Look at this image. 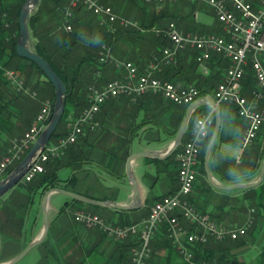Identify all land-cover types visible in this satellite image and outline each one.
I'll return each instance as SVG.
<instances>
[{
  "label": "crops",
  "instance_id": "0c3cea01",
  "mask_svg": "<svg viewBox=\"0 0 264 264\" xmlns=\"http://www.w3.org/2000/svg\"><path fill=\"white\" fill-rule=\"evenodd\" d=\"M103 3L111 5L119 17L135 23L126 28L122 27L121 32L114 36L110 43L105 41L103 43L108 46L112 57L132 61L142 72L151 57L161 53L164 42L159 44L162 39L158 35H162L161 31L169 22L173 23L174 28L180 33L227 35L217 20L213 8L205 1H167L162 9H157L153 4L155 2L145 4L141 0H105ZM52 7V2L45 4L41 19L37 20L40 30L43 29L45 32H52L56 22L52 18ZM73 11L74 24L79 25L87 33L82 35L70 50L68 65L75 66L84 55L89 59L98 55L102 42L99 43L100 36L95 37L88 26L94 27L99 17L91 13L92 20L88 22L85 17L87 11L75 9ZM169 12L167 23H164L165 16L156 17L167 15ZM143 21L150 26L145 28L140 26ZM134 28L137 30L134 31ZM34 41L35 37L31 34L29 41L31 48ZM165 43L169 44V39H165ZM214 55L219 54L214 53L212 57ZM195 56L196 50L185 46L178 51L177 63L170 66L162 65L156 75L162 80L181 85L193 84L205 90L203 97L211 98L215 82L209 85L205 79L218 70H221L223 76L225 68H220L214 60H209L206 64V72H203ZM20 62L24 64V60ZM95 64L90 60L80 64L79 80L84 86L90 83L100 86L107 80L121 78L124 73V69L117 68L112 63H99L100 65L97 63L99 73L96 75ZM20 75L26 78L34 91L39 90L45 100L53 96L52 85L33 67L29 69L27 76L24 73ZM246 84L243 82L245 95L248 94L250 87ZM36 100V109L30 111L25 109L30 98L23 96L18 106L22 111L21 115L20 112H16L18 111L16 107L8 108L10 113L6 114V117L15 126L13 129L8 126L5 129L0 128V159L9 146L11 138L21 135L39 110L41 105L39 100ZM42 100L40 99V103ZM219 106L221 126L208 158V163L210 159L213 160V168L210 169L213 182L218 185H229L257 181L264 161L263 127L253 143L243 145L241 138L246 119L238 114L233 103ZM211 108L213 107L209 104H200L192 110L183 139L170 159L166 158L167 155L156 158L146 154L131 160V171L136 177L142 199L140 204L127 209L115 208L87 203L61 192L51 191L46 203L48 226L44 238L19 260L11 263L42 233L43 195L49 189L39 188L28 192L26 188L16 184L0 197V264H131L132 248L139 244L138 234L129 235L124 239L109 237L74 220L73 212L83 209L96 213L114 225L141 223L157 199L178 187L177 153L188 137L195 118ZM81 110L70 113L76 115ZM184 114L181 116L176 105L170 103L169 106L168 101L157 93H146L134 98L119 96L106 100L97 113L98 127L91 129L85 125L77 140L67 148L65 157L70 164L56 170V176L61 184L56 187L68 189L90 199L107 200L121 205L130 204L132 188L126 175L127 157L144 150L158 151L164 155L174 140ZM158 125L162 127L163 137L159 133H151L147 138V144H139L135 148L132 146L133 136L138 131H151L150 129ZM56 140L57 138L52 139L49 143H54ZM249 147L252 149L249 150ZM63 169L69 171L66 177L61 178L59 172ZM261 183L263 184L260 185ZM12 190H20L31 195V202L26 208H17L18 214L22 216L20 223L9 216V213L16 209V204H11L9 208L2 207ZM191 197L192 204L199 211L208 214L222 227L245 225L250 218L252 223L246 233L238 239L227 237L215 241L209 238L205 244V251H199L200 256L196 254L197 248L194 249V260L190 262L179 254L170 244L169 239L167 240L166 227H164L166 225L162 224L152 236V252L147 264H199L200 261H204L203 256L212 264H231L232 261H236V264H264V175L256 186L229 189L212 185L206 175L201 182H195ZM22 199H25V196ZM65 204L66 206L62 208ZM179 218L188 228H196L181 216Z\"/></svg>",
  "mask_w": 264,
  "mask_h": 264
},
{
  "label": "built area",
  "instance_id": "2783aa9c",
  "mask_svg": "<svg viewBox=\"0 0 264 264\" xmlns=\"http://www.w3.org/2000/svg\"><path fill=\"white\" fill-rule=\"evenodd\" d=\"M180 0H144L146 3ZM188 2L205 1L212 8L217 20L227 35L180 33L169 23L161 31L170 43L163 47L160 54H154L147 62L145 70L132 61L120 60L111 56L105 43L100 45L97 60L101 63L112 62L124 69L121 78L105 81L100 86L92 83L87 87L86 106L67 121L66 133L54 143H47L33 158L23 174L21 181L29 182L36 175L45 171V162L62 156L69 145L74 143L83 132L84 126L91 129L98 127L97 113L102 104L119 96L134 98L146 93L161 94L170 102L188 106L203 97L200 89L193 84H177L162 80L156 72L162 65H175L179 49L190 46L196 50V62L206 72V64L212 54H219L229 64L224 76L211 92V98L219 105L233 103L237 112L246 119V126L241 141L243 145L253 143L264 124V0H183ZM82 7L99 17L98 23L109 33H116L121 27L135 25L131 20L119 17L112 6L101 0H67L63 5L64 21L62 28L71 31L70 19L73 8ZM6 16L5 13L2 14ZM249 66L255 79V87L243 94V79ZM99 69L96 71V75ZM5 74L16 90H27L23 80L14 69H6ZM52 110V102L47 100L36 113L28 128L11 138L10 145L0 159V179L14 167L30 149L41 130L47 124ZM214 108L195 118L188 137L177 153L178 187L171 193L161 196L150 207L147 217L141 223L114 225L96 213L77 209L73 218L83 225L96 229L109 237L124 239L138 234L139 244L132 248L131 264H147L151 256V239L155 230L166 225L169 241L187 261L194 260V247L204 244L209 238L221 241L225 238L242 237L252 223L248 219L245 225L222 227L208 214L196 209L190 202V196L198 173L201 150L214 123ZM179 211V215H178ZM187 220L194 229L181 223L179 217ZM199 264H212L200 261Z\"/></svg>",
  "mask_w": 264,
  "mask_h": 264
},
{
  "label": "trees",
  "instance_id": "16d2710c",
  "mask_svg": "<svg viewBox=\"0 0 264 264\" xmlns=\"http://www.w3.org/2000/svg\"><path fill=\"white\" fill-rule=\"evenodd\" d=\"M141 1L145 4H151V3L144 2V0H141ZM49 2H52V5H53V7L51 9L53 12L52 18L56 21L54 24V29L52 32H50V31L45 32L43 29L40 30V28L39 29L37 28V26H36V21L38 20L37 13L30 15L29 21H28V23H29L28 26L32 29V35L35 37V41H34L32 49L35 52H37L40 56H42L52 66L54 71L58 74V76L62 79V81L64 82V84L66 86V93L64 96V102H65L64 112L61 116V119H60L57 127L55 128V130L51 134L48 143L52 139H56V138H58V137H60L66 133V129L65 128L60 129V126L63 123H65V117L67 116V114H69L71 111L78 112L79 110L83 109L86 105V94L85 93H87L88 85H90L92 83L84 86L83 83L81 82V80H79L80 64H82L83 62H86L88 60H90L92 62V64H95V61L99 64V62L97 60V55H95L93 58L91 57L90 59L84 55L79 60L77 65H75V66L68 65V57H69V53H70L71 48L75 44L78 43V40L80 39V37L82 35H86L87 33L84 32L80 28L79 25L74 24L75 22H73L72 17L70 19V23L72 25L71 31H65L62 29V24L64 21L63 5L66 3L65 0H40L38 12H39V10H41V6H45V4L47 5V3H49ZM166 2H162V3L167 4ZM21 4L22 3L20 2V0H15L14 6H12V8L10 9L12 11L10 12L8 5L3 0H0V128L4 127V129L7 126H8V128H11V129L14 128V126H15L14 123L10 122L8 120V117H6V114L10 113L8 108H12L13 106L16 107L17 109L19 108L18 106H19V103L22 101L23 96H27L30 98L29 103H27L25 105V109L27 108V109H30V111H32V110L36 109V104H37L36 99H33L29 95H27L26 93H23L21 91H17L14 88V86L7 79V76L5 74V70L12 68V69L18 71L19 74L24 73V75L27 76V72H29V69L33 67L38 74L44 75V73L41 71V69L34 62H32L26 58L20 57L16 53L15 46H16V40H17L18 32H19L18 17H19V12L21 10ZM153 4L156 6L155 3H153ZM139 8L143 10V7L140 5H139ZM75 10L80 11L81 9H80V7H77ZM83 11H85V10H83ZM3 13H5L6 16H3L2 15ZM90 13H92V12H90ZM93 15H95V14H93ZM164 16L165 15H157L156 17L160 18V17H164ZM87 21L90 22V20H88V19H87ZM88 26L91 28V30H89V31L95 37L100 36L99 38H101V40L99 41V43L100 42L103 43V41L110 43L111 40L113 39V37L118 35L121 32L120 31L121 27L118 29V31L116 33L107 32L105 30V28L98 23V20H97V23L94 27H92L91 25H88ZM140 26L145 28V27H149L150 25L145 23V21H143L142 24H140ZM136 30H137V28H134V31H136ZM158 36L162 39L159 42V44L164 42V47H165L168 44V43H165V39H167V38L162 36L161 34ZM91 43L95 44L94 42H91ZM162 49H163V47H162ZM21 60H24V64L20 62ZM210 60H214L216 62V64L219 65L220 68H225V70L229 64L228 60L223 58L221 55H214L213 57L210 58ZM96 64H95V66L93 65L94 70H97V68L99 67V66H96ZM220 72H221V70H218L214 74L209 75L208 77H206L205 81L208 82L209 85H212L213 82H215L214 86H216V84L218 82H220L224 76V75L222 76V74ZM46 80L51 84V82L47 78H46ZM25 81H26V83H28L26 78H25ZM243 82L244 83L246 82L247 83L246 85L250 86L249 89L255 87V79H254L253 73L251 71V68L249 66L246 67V72L244 75ZM52 87H53V85H52ZM83 87L85 89H82ZM199 89H200L202 94L205 93V90H203L201 88H199ZM53 97H55V93H53ZM168 102L173 104V105H176V107L179 109L181 116L184 114L186 105H179V104H176V103H173L170 101H168ZM226 104H229V103H226ZM226 104H222V105H226ZM16 112L17 113L20 112L19 113L20 115L22 114L21 109H18V111H16ZM36 113H35V115H36ZM34 116H33V118H34ZM190 120H191V118H190ZM214 120H215V116H214ZM213 126H214V123H213ZM213 126H212V129L210 130L208 137L205 139L202 150H201L200 163L198 166V173H200V175H202V178H205V176H206L205 169H204V162H203L204 161V151H205L207 142L210 138V135L212 133ZM262 127H264V124L262 125ZM67 150L68 149H66L65 153L62 156H60L58 158H52V159L48 160L47 162H45V164H44L45 171L40 173L39 175H37L33 180H31L29 182L20 181L18 183V185L20 187L26 188L28 190V192L36 191L39 188H42L44 190V189L51 188V187L61 186V184L59 183V179L56 176V170H58L62 166L70 164V162L67 161V157H65ZM173 154L174 153L167 155L166 158L170 159V157H172ZM209 166H210V169L213 168V160L212 159H210V161H209ZM12 168L13 167H10L9 171ZM262 184L263 183H261L260 185H262ZM250 189H252V188H250ZM23 196H25V199H22ZM17 201H19L18 204H17ZM190 201H193L192 197H190ZM30 202H31L30 193H23L20 190H18V191L12 190L10 192L9 197L4 201V204L2 207L9 208V206L11 207V204H13V205L16 204L17 205L16 209L11 211L9 213V216L11 219H15L20 223L22 220V216H20L18 214L17 208H20V207L26 208V206H28V204ZM65 206H66V204L63 205L62 208H64ZM167 240H168V238H167ZM207 242L204 244H198V245H196V247H194V249L197 248L196 254L201 256L199 251H201V250H202V252H203V250L205 251V244H207ZM170 244L172 245L171 242H170ZM202 258L206 261H209V259H207V258L205 259L204 256ZM235 262L236 261H232L231 264H236Z\"/></svg>",
  "mask_w": 264,
  "mask_h": 264
},
{
  "label": "water",
  "instance_id": "95a60500",
  "mask_svg": "<svg viewBox=\"0 0 264 264\" xmlns=\"http://www.w3.org/2000/svg\"><path fill=\"white\" fill-rule=\"evenodd\" d=\"M38 2L39 0H25L21 7V10L19 12V17H18L19 32H18V37L16 40L15 49H16V53L20 57L26 58L34 62L44 73L46 78L51 82L54 88V93H55L54 103H53L52 112H51V115H50V118L47 124L41 130V132L39 133L38 137L36 138L32 146L30 147V149L26 152V154L22 157V159L3 178L0 179V197L6 194L10 189H12L16 184H18L21 181V178L23 174L25 173L26 169L28 168V166L30 165L32 158L46 146L51 134L57 127L61 119V116L64 112V106H65L64 96L66 93V86L64 82L58 76V74L54 71L52 66L42 56H40L37 52H35L30 47V44H29L30 30L28 26V18L30 16L31 10L37 5ZM200 104H209L211 107L214 108V111H215V120H214L213 130H212V133L210 135V138L207 142V145L204 151V161L203 162H204L205 173L207 175L208 180L212 183V185L219 187V188H225V189L236 188V187L246 188V187L256 186L257 184H259L264 175V161L261 165L259 178L257 181H254L248 184L234 183V184H229V185H218L213 182L211 171H210V166L208 163V158H209V154L212 149V146L214 144L215 138L221 126V108L219 104H217L212 98L202 97L187 106L185 114L182 118V121L174 137V140L168 146L164 155L160 154L158 151H143V152L132 153L127 157L126 175L130 182V186L132 188V201L130 204L121 205V204L114 203L112 201H107V200L90 199V198L83 197L77 193H74L68 189H64L60 187H51L47 189L43 195L42 205H43L44 227H43L42 233L37 239L29 243L23 249V251L11 261V263H14L17 260H19L22 256L26 254V252L29 249L37 245L44 238L46 231H47V226H48V213L46 209V202H47L48 194L51 191H58L72 198L79 199L87 203L106 205V206L115 207V208H123V209L126 208L127 209V208H131L133 206L140 204L142 202V199H141V195L139 192L136 177H134L131 171V160L136 156H141V155H146V154L152 155L156 158H161L162 156H166V155L173 153L176 150V148L180 145L183 139L184 131H185V128L188 123L192 110Z\"/></svg>",
  "mask_w": 264,
  "mask_h": 264
},
{
  "label": "rangeland",
  "instance_id": "374dc122",
  "mask_svg": "<svg viewBox=\"0 0 264 264\" xmlns=\"http://www.w3.org/2000/svg\"><path fill=\"white\" fill-rule=\"evenodd\" d=\"M7 5H8V7H9V11L11 12L12 10H10L11 8H12V6H14V1L15 0H3ZM24 1L25 0H20V2L22 3L21 4V7H22V5H23V3H24ZM66 2H67V0H65ZM102 1V0H101ZM103 2H105V0L103 1ZM156 3V2H155ZM39 5H40V0H39V2L37 3V5L31 10V12H30V15H32V14H34V13H37V16H38V20H39V18L41 19V15H42V12H43V8H44V6H41V10H39V12H38V8H39ZM164 5H165V3H158V4H156V7H157V9H162L163 7H164ZM77 7H80V6H76V7H74L73 8V10L74 9H76ZM80 9L81 10H84L82 7H80ZM85 11H87V10H85ZM90 11H87V12H85V17H86V19H88V20H92V17L90 16V15H92L91 13H89ZM30 17V16H29ZM170 17V12L167 14V15H165V20H164V23H167L168 22V19L167 18H169ZM28 21H29V18H28ZM38 21H36V26H37V28L39 29V24L37 23ZM29 24V23H28ZM63 30H64V28H62ZM29 30H30V36H31V34H32V29L29 27ZM30 44V43H29ZM101 44V43H100ZM106 63H112V62H106ZM12 69V68H11ZM16 71V70H15ZM16 73L18 74V76L23 80V82H24V84H25V88L27 87V90H17V91H21V92H23V93H26L27 95H29V96H31V97H33V98H36V99H38L39 100V104L41 105H39L40 106V109H41V107L43 106V104L47 101V100H49V101H51L52 102V107H53V103H54V97L53 96H51L49 99H44V95L43 94H41V93H39V90L38 91H34L33 89H32V87L29 85V83H26V81H25V79L18 73V71H16ZM40 99L42 100L41 101V103H40ZM86 103H87V101H86ZM169 103V102H168ZM86 106V105H85ZM169 106H170V103H169ZM39 109V110H40ZM51 112H52V110H51ZM205 113V112H204ZM78 114V113H77ZM72 116H74V114H71V113H69V114H67V116L65 117V123H63L61 126H60V129H62L61 127H65V129H66V126H67V121H68V119L70 118V117H72ZM214 116H215V112H214ZM263 129H264V127H263ZM151 131H148V130H146V131H144V130H140V131H138L133 137V139H132V146L135 148V147H137L139 144H142V145H144V144H147V142H148V140H147V138L149 137V135H151V133H153V134H156V133H159V134H161V136H162V133H163V130H162V127H160L159 125L158 126H155L153 129H150ZM17 136V135H16ZM14 137V136H13ZM163 137V136H162ZM10 145V144H9ZM8 148V147H7ZM250 149H252V147H249V150ZM144 151H153V150H144ZM140 152H143V151H140ZM2 158V157H1ZM16 165V164H15ZM68 171L69 170H67V169H63V170H61L60 172H59V177H61V178H64V177H66L67 176V173H68ZM33 180V179H32ZM201 180H202V175H200V173H197V176H196V180H195V182L196 181H198V182H201ZM194 186H195V183H194ZM193 189H194V187H193ZM192 192H193V190H192ZM191 197V196H190ZM191 202V204L193 203L192 201H190ZM47 203V202H46ZM193 205V204H192ZM194 206V205H193ZM195 207V206H194ZM196 208V207H195ZM46 209H47V213H48V208H47V205H46ZM197 209V208H196ZM100 216V215H99ZM105 220V219H104ZM106 221V220H105ZM165 225V224H164ZM166 227V226H165Z\"/></svg>",
  "mask_w": 264,
  "mask_h": 264
}]
</instances>
